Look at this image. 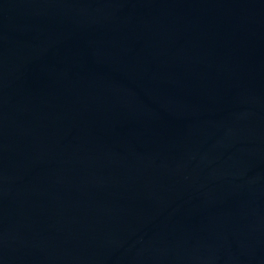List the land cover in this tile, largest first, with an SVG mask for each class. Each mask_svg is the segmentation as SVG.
Instances as JSON below:
<instances>
[{
    "label": "water",
    "instance_id": "95a60500",
    "mask_svg": "<svg viewBox=\"0 0 264 264\" xmlns=\"http://www.w3.org/2000/svg\"><path fill=\"white\" fill-rule=\"evenodd\" d=\"M0 264H264V0H0Z\"/></svg>",
    "mask_w": 264,
    "mask_h": 264
}]
</instances>
